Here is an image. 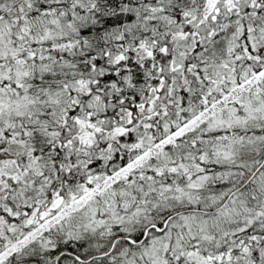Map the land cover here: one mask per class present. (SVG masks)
Segmentation results:
<instances>
[{
	"label": "snow or ice",
	"instance_id": "6c2138e0",
	"mask_svg": "<svg viewBox=\"0 0 264 264\" xmlns=\"http://www.w3.org/2000/svg\"><path fill=\"white\" fill-rule=\"evenodd\" d=\"M0 264H264V0H0Z\"/></svg>",
	"mask_w": 264,
	"mask_h": 264
}]
</instances>
